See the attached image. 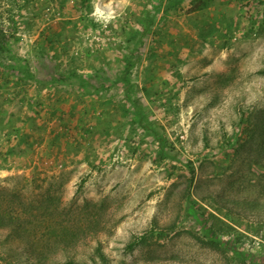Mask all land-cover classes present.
<instances>
[{
    "label": "rangeland",
    "instance_id": "obj_1",
    "mask_svg": "<svg viewBox=\"0 0 264 264\" xmlns=\"http://www.w3.org/2000/svg\"><path fill=\"white\" fill-rule=\"evenodd\" d=\"M169 4L0 0V264H264V0Z\"/></svg>",
    "mask_w": 264,
    "mask_h": 264
},
{
    "label": "trees",
    "instance_id": "obj_2",
    "mask_svg": "<svg viewBox=\"0 0 264 264\" xmlns=\"http://www.w3.org/2000/svg\"><path fill=\"white\" fill-rule=\"evenodd\" d=\"M178 1H181V0H170V4L168 5L167 9L168 8L170 9L171 7L175 6L174 4L177 3ZM90 2H91V0H85V3H87V4H89ZM195 9H198V8H195ZM6 46H8V44ZM2 48H5V46H2ZM19 66L20 65L18 64L17 61L16 62H13V63H10L9 62V64H6L3 61L1 62V60H0V74H1L0 76L3 77L4 76L3 73L4 72H7L9 68L14 69V70H17L19 68ZM20 72L23 74L22 75V78H29L30 79V78L33 77V74L29 70H26V72H22V70H20ZM19 78H21V76ZM61 78H64V76H62ZM85 85L87 86L88 84L85 83ZM99 91H100V88H99ZM141 120H144L145 121L144 116H142V119ZM153 133H154V131L151 132V134H153ZM193 213H194V208H193ZM199 217L201 218V216H199ZM201 219L203 220V218H201ZM207 222L208 221H206L205 219L203 220V230L204 231H207V232H210V234L212 233L211 234L212 240H210L208 242V245L209 246H215L216 247V245L218 243L224 242L225 243V246L228 247V248H231L232 251H234L236 253V255L238 257H240L241 260L246 261V260L250 259L249 258L250 255L249 254H245L243 252H240L238 248L235 249L234 246H231L232 240H230L228 242H225L224 240L219 241V236H218V234H217L214 226L213 225H210V224H207ZM14 232L18 233V235H22V234L25 235V233H27V230H25V226L23 225V222H22V224H18V226L15 228ZM28 233H29V231H28ZM28 245L30 246V249H32V251L36 253L35 247L33 245L29 244V243H28ZM134 245H135V243L133 244V246ZM131 249H133V247H131ZM250 261L254 262V260H252V258L250 259Z\"/></svg>",
    "mask_w": 264,
    "mask_h": 264
}]
</instances>
